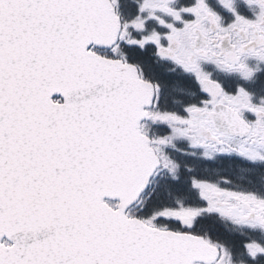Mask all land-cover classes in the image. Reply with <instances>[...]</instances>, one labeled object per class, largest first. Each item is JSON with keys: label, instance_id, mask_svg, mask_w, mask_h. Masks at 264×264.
I'll return each instance as SVG.
<instances>
[{"label": "snow or ice", "instance_id": "1", "mask_svg": "<svg viewBox=\"0 0 264 264\" xmlns=\"http://www.w3.org/2000/svg\"><path fill=\"white\" fill-rule=\"evenodd\" d=\"M0 264H264V0H0Z\"/></svg>", "mask_w": 264, "mask_h": 264}]
</instances>
